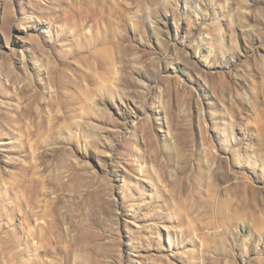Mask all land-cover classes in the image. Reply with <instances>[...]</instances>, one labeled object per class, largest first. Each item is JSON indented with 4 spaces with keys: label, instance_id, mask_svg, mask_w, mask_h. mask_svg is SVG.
Instances as JSON below:
<instances>
[{
    "label": "rangeland",
    "instance_id": "374dc122",
    "mask_svg": "<svg viewBox=\"0 0 264 264\" xmlns=\"http://www.w3.org/2000/svg\"><path fill=\"white\" fill-rule=\"evenodd\" d=\"M0 264H264V0H0Z\"/></svg>",
    "mask_w": 264,
    "mask_h": 264
}]
</instances>
